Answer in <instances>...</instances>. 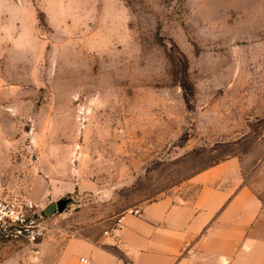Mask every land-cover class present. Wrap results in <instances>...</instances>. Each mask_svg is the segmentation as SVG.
Returning a JSON list of instances; mask_svg holds the SVG:
<instances>
[{
    "label": "rangeland",
    "instance_id": "rangeland-1",
    "mask_svg": "<svg viewBox=\"0 0 264 264\" xmlns=\"http://www.w3.org/2000/svg\"><path fill=\"white\" fill-rule=\"evenodd\" d=\"M233 156L264 198V0H0V197L47 225L0 264H54Z\"/></svg>",
    "mask_w": 264,
    "mask_h": 264
},
{
    "label": "crops",
    "instance_id": "crops-1",
    "mask_svg": "<svg viewBox=\"0 0 264 264\" xmlns=\"http://www.w3.org/2000/svg\"><path fill=\"white\" fill-rule=\"evenodd\" d=\"M255 173L240 157L218 162L190 179L185 193L147 201L141 214L123 212L117 229L116 219L77 227L54 264H264Z\"/></svg>",
    "mask_w": 264,
    "mask_h": 264
},
{
    "label": "built area",
    "instance_id": "built-area-1",
    "mask_svg": "<svg viewBox=\"0 0 264 264\" xmlns=\"http://www.w3.org/2000/svg\"><path fill=\"white\" fill-rule=\"evenodd\" d=\"M127 211L142 213L139 206ZM121 217L115 220L112 230L119 227ZM45 219L43 207L28 196L0 197V243L13 240L38 241L47 230ZM82 260L88 261L85 257Z\"/></svg>",
    "mask_w": 264,
    "mask_h": 264
},
{
    "label": "water",
    "instance_id": "water-1",
    "mask_svg": "<svg viewBox=\"0 0 264 264\" xmlns=\"http://www.w3.org/2000/svg\"><path fill=\"white\" fill-rule=\"evenodd\" d=\"M67 202L68 200L63 198V199H60L58 202H57V205H58V208L59 210H63L65 209L66 205H67Z\"/></svg>",
    "mask_w": 264,
    "mask_h": 264
}]
</instances>
